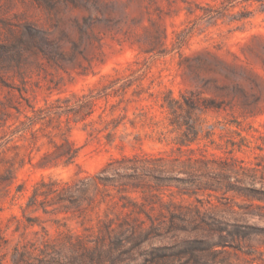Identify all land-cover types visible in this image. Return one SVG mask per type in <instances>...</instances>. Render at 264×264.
<instances>
[{"label":"rangeland","instance_id":"1","mask_svg":"<svg viewBox=\"0 0 264 264\" xmlns=\"http://www.w3.org/2000/svg\"><path fill=\"white\" fill-rule=\"evenodd\" d=\"M218 4L219 0H0V109L5 103L6 110L16 113L6 101L21 96L40 107L46 100L69 98L107 79L133 82L125 95L130 102L119 104L118 98H111L108 106H117L112 111L107 107L103 119L98 118L101 102L92 122L63 123L60 132L49 129L53 141L67 137L78 148L69 167L38 170L17 160L14 167L0 163V174L12 172L16 185L24 186L13 202L2 204L0 264H12L15 246L40 248L44 241L62 242L67 235L92 240L97 231L94 218L41 210H27L23 216L20 207L32 185L42 176L76 181L97 174L122 155H169L187 129L172 124L176 116L179 123H201L199 139L190 146L195 156L228 161L233 157L246 171L236 167L231 181L242 179L249 185L247 177L254 175L253 186L264 188V7L250 1L229 14L203 17L201 8ZM170 98L182 104L175 115L166 107ZM190 101L200 110L189 114ZM111 120L114 123L105 130ZM210 128L219 149L209 144ZM107 133L112 134L111 142ZM39 145L41 152L50 149L46 138ZM19 156L27 163V151H19ZM162 193L161 200L155 198L156 213L166 215L165 207L173 204L255 230L246 238H230L224 232L223 246L163 258L157 264H264V211L260 216L244 213L240 205L248 201L238 192L224 189L188 196L172 188ZM258 204L264 206V201ZM165 226L146 240L116 243L103 264H154L148 262L151 253L168 255L186 242L219 237L198 223L187 224L186 230L167 231ZM109 247L114 244L105 238L100 248ZM72 261L66 250L58 259L59 264Z\"/></svg>","mask_w":264,"mask_h":264},{"label":"trees","instance_id":"2","mask_svg":"<svg viewBox=\"0 0 264 264\" xmlns=\"http://www.w3.org/2000/svg\"><path fill=\"white\" fill-rule=\"evenodd\" d=\"M250 1H258L264 7V0H219L218 6L201 10L204 18H213L215 15L229 14L230 9L237 5L244 6ZM132 85L131 81L121 83L119 78L107 79L101 86L94 85L86 92L83 90L74 92L69 98L46 100L40 107L34 106L22 96L15 101L8 99L7 104L14 108L16 113L6 110L5 103H1L0 163L7 161L14 167L17 160L22 166L29 164L38 170L69 167L77 157L78 148L67 137L61 138L59 142L53 141L49 129L60 132L63 123L68 126L70 123L87 120L92 122L101 102L104 103V107L98 118L103 119L107 107L112 111L117 106V104L108 106L111 98H118L119 104L130 102L125 99V95ZM133 93L138 95L136 90ZM166 107L175 115L177 109H182V104L170 98L166 101ZM208 107L210 105H205V108ZM186 108L189 114L200 110L196 101L186 102ZM174 119L172 124L179 128L186 125L187 129L182 132L175 143L176 148L169 155L152 156L144 153L122 155L109 161L97 174L76 181L42 176L35 182L25 204L20 207L23 216L27 210L33 212L41 210L44 214L63 213L80 219L94 218L97 231L92 240H83L78 235L72 240L71 236L67 235L62 242L44 241L40 248L34 245H31V249H27L26 246H15L11 254L12 264H59L58 259L63 256L64 250L71 254L73 261L70 264H103L104 258L116 248V243L129 242L135 238L146 240L156 235L161 224H166L167 231H174L186 230L187 224L198 223L219 237L216 241L204 239L186 242L168 255L151 253L149 263L157 264L158 260L163 258L169 260L192 254L194 251L208 252L212 248L223 246L226 241L220 234L224 232L230 238H246L254 234L255 227L252 225L228 224L213 213L201 214L198 210L193 211L173 204H167L165 207L166 215L162 212L156 213L157 199H162V191H170L172 188L188 196L216 193L224 189L226 192L235 191L248 201L247 204L240 205L244 213L260 216L264 211V206L258 204L264 201V188L253 186L254 175L247 177L250 180L249 185H243L242 179L232 182L230 175L236 174L232 170L237 167V170L246 171V167L233 157L228 161L210 159L206 155L195 156V150L190 146L199 139L201 123L198 119L189 124L179 123L177 116ZM109 123H114V120L106 124L105 130ZM116 128L117 125H113V130ZM213 134V128H210L207 137L209 144L219 149L211 139ZM111 136V133L106 134L108 142H111ZM42 138H46L47 145L50 146L45 152L40 150L39 142ZM21 150L27 151V163L19 156ZM34 152L38 154L37 158L33 157ZM11 153L13 156H10ZM249 170L257 172L259 169ZM227 172L229 173L226 174ZM16 181L17 177L12 172L0 174V211L7 199L13 202L16 195L24 191V186L16 185ZM147 223L149 227H146ZM105 238L114 244V247H109L107 251L100 248ZM89 242L92 243L91 247L88 245Z\"/></svg>","mask_w":264,"mask_h":264}]
</instances>
